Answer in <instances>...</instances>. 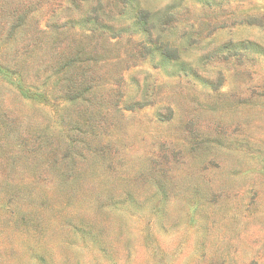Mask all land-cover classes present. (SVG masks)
<instances>
[{
  "label": "rangeland",
  "instance_id": "rangeland-1",
  "mask_svg": "<svg viewBox=\"0 0 264 264\" xmlns=\"http://www.w3.org/2000/svg\"><path fill=\"white\" fill-rule=\"evenodd\" d=\"M0 264H264V0H0Z\"/></svg>",
  "mask_w": 264,
  "mask_h": 264
},
{
  "label": "trees",
  "instance_id": "trees-1",
  "mask_svg": "<svg viewBox=\"0 0 264 264\" xmlns=\"http://www.w3.org/2000/svg\"><path fill=\"white\" fill-rule=\"evenodd\" d=\"M170 52V50H168Z\"/></svg>",
  "mask_w": 264,
  "mask_h": 264
}]
</instances>
